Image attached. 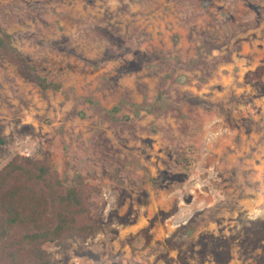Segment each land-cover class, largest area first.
<instances>
[{
  "label": "rangeland",
  "instance_id": "rangeland-1",
  "mask_svg": "<svg viewBox=\"0 0 264 264\" xmlns=\"http://www.w3.org/2000/svg\"><path fill=\"white\" fill-rule=\"evenodd\" d=\"M0 168L96 185L56 264H264V0H0Z\"/></svg>",
  "mask_w": 264,
  "mask_h": 264
},
{
  "label": "trees",
  "instance_id": "trees-1",
  "mask_svg": "<svg viewBox=\"0 0 264 264\" xmlns=\"http://www.w3.org/2000/svg\"><path fill=\"white\" fill-rule=\"evenodd\" d=\"M0 54L18 73L42 89L61 82L36 71V66L0 29ZM96 185L66 184L45 159L16 155L0 168V264H56L44 244H66L99 229L91 213Z\"/></svg>",
  "mask_w": 264,
  "mask_h": 264
}]
</instances>
